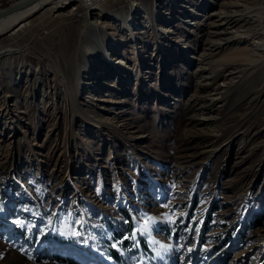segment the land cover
Instances as JSON below:
<instances>
[{
  "label": "rangeland",
  "instance_id": "rangeland-1",
  "mask_svg": "<svg viewBox=\"0 0 264 264\" xmlns=\"http://www.w3.org/2000/svg\"><path fill=\"white\" fill-rule=\"evenodd\" d=\"M93 2L0 34V264H264V0Z\"/></svg>",
  "mask_w": 264,
  "mask_h": 264
},
{
  "label": "bare ground",
  "instance_id": "bare-ground-1",
  "mask_svg": "<svg viewBox=\"0 0 264 264\" xmlns=\"http://www.w3.org/2000/svg\"><path fill=\"white\" fill-rule=\"evenodd\" d=\"M73 0H34L8 14H5L0 17V34L4 33L6 30L9 29L13 30V32H16L19 30L22 26L26 25V19L29 15H31L33 12L40 9L45 4H52L53 6H57L59 3H69ZM94 2L93 0H84V6L87 10H90L93 6ZM238 6L239 4L237 1H231L228 4H223L218 11H214L212 13V16L215 17L216 21V29L218 31H211V35H215L218 37V40L216 41H209V47H206V49L209 51L210 49H217L222 46L223 43L233 41L237 38H239V35H234L231 37H223V35H226V33H234L235 30H232V28H238L241 26L242 22H254L255 20H259V16L257 18H254L253 15L246 13V11H239V10H231V9H225V7L229 8L230 6ZM262 16V13H261ZM14 27V28H12ZM262 33L263 30H262ZM226 41V42H225ZM206 55L209 54V52L205 53ZM254 54V53H253ZM252 54V56H254ZM235 59V58H234ZM238 59V58H237ZM254 59H251V61H254Z\"/></svg>",
  "mask_w": 264,
  "mask_h": 264
},
{
  "label": "trees",
  "instance_id": "trees-1",
  "mask_svg": "<svg viewBox=\"0 0 264 264\" xmlns=\"http://www.w3.org/2000/svg\"><path fill=\"white\" fill-rule=\"evenodd\" d=\"M39 252H40V254H46V256H48V257H54L60 261H64L67 264H81L80 261H78V260H76V259H74L68 255L61 256L58 254H50L48 252V250L45 248H42L41 250H39ZM110 254L113 257V262H111V264H126L125 259L122 256H120L115 249H112L110 251ZM82 264H84V263H82Z\"/></svg>",
  "mask_w": 264,
  "mask_h": 264
},
{
  "label": "water",
  "instance_id": "water-1",
  "mask_svg": "<svg viewBox=\"0 0 264 264\" xmlns=\"http://www.w3.org/2000/svg\"><path fill=\"white\" fill-rule=\"evenodd\" d=\"M34 0H17V1H13L3 7H0V17L5 15V14H8L30 2H32Z\"/></svg>",
  "mask_w": 264,
  "mask_h": 264
},
{
  "label": "snow or ice",
  "instance_id": "snow-or-ice-1",
  "mask_svg": "<svg viewBox=\"0 0 264 264\" xmlns=\"http://www.w3.org/2000/svg\"><path fill=\"white\" fill-rule=\"evenodd\" d=\"M153 218L149 217L148 220L145 222V226H147L148 222H150ZM171 220V218H169Z\"/></svg>",
  "mask_w": 264,
  "mask_h": 264
}]
</instances>
